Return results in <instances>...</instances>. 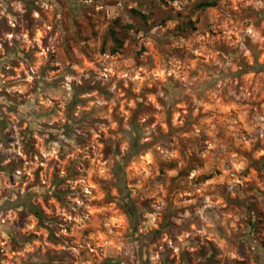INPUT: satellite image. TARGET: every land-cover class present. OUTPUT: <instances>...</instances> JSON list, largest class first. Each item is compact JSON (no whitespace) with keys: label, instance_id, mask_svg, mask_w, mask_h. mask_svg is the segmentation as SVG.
<instances>
[{"label":"rangeland","instance_id":"rangeland-1","mask_svg":"<svg viewBox=\"0 0 264 264\" xmlns=\"http://www.w3.org/2000/svg\"><path fill=\"white\" fill-rule=\"evenodd\" d=\"M0 264H264V0H0Z\"/></svg>","mask_w":264,"mask_h":264}]
</instances>
